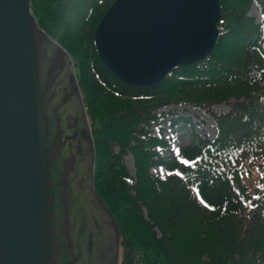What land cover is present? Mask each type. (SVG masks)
<instances>
[{
    "label": "trees",
    "instance_id": "16d2710c",
    "mask_svg": "<svg viewBox=\"0 0 264 264\" xmlns=\"http://www.w3.org/2000/svg\"><path fill=\"white\" fill-rule=\"evenodd\" d=\"M114 1L31 0V9L80 73L94 187L120 230L119 264H264V0H219L211 52L142 87L112 75L94 47V29ZM253 5L259 22L248 15ZM217 104L228 110L216 112ZM171 105L203 111L215 134L164 159L171 139L150 127ZM181 121L191 126L182 117L171 125ZM156 165L168 170L162 179L150 172Z\"/></svg>",
    "mask_w": 264,
    "mask_h": 264
},
{
    "label": "water",
    "instance_id": "95a60500",
    "mask_svg": "<svg viewBox=\"0 0 264 264\" xmlns=\"http://www.w3.org/2000/svg\"><path fill=\"white\" fill-rule=\"evenodd\" d=\"M219 18V0H115L94 47L117 79L149 86L205 58ZM79 79L31 0H0V264H119Z\"/></svg>",
    "mask_w": 264,
    "mask_h": 264
},
{
    "label": "rangeland",
    "instance_id": "374dc122",
    "mask_svg": "<svg viewBox=\"0 0 264 264\" xmlns=\"http://www.w3.org/2000/svg\"><path fill=\"white\" fill-rule=\"evenodd\" d=\"M248 15L252 17L256 22H259L262 18V14L259 11L256 5L252 6L248 11ZM213 109L216 112L227 111L228 105L226 104H217L213 106ZM157 114L160 115V118H163L161 122L162 128L164 129V134L162 137L171 139L170 146L179 147V146H187L190 144L199 145L200 140L208 139L212 140L215 134V126L214 122L211 118L207 117L203 111L184 107V106H169L165 108L159 109ZM174 117H182L187 118L191 122V126L184 124L183 121L178 122L176 125L171 126V121ZM160 128V124H155L150 127L151 133L156 134L158 128ZM160 155L169 156L168 152L164 150H160ZM124 162L129 172L134 175V160L131 154H127L124 157ZM162 169V168H161ZM159 167H153L150 172L160 178L165 177V173L160 174L163 170ZM121 258V256H120ZM140 264V263H137Z\"/></svg>",
    "mask_w": 264,
    "mask_h": 264
},
{
    "label": "snow or ice",
    "instance_id": "6c2138e0",
    "mask_svg": "<svg viewBox=\"0 0 264 264\" xmlns=\"http://www.w3.org/2000/svg\"><path fill=\"white\" fill-rule=\"evenodd\" d=\"M185 163H187V161H185Z\"/></svg>",
    "mask_w": 264,
    "mask_h": 264
}]
</instances>
